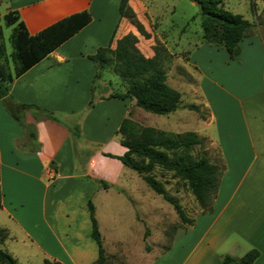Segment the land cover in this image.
<instances>
[{
	"label": "crops",
	"instance_id": "crops-1",
	"mask_svg": "<svg viewBox=\"0 0 264 264\" xmlns=\"http://www.w3.org/2000/svg\"><path fill=\"white\" fill-rule=\"evenodd\" d=\"M120 2L7 0L8 8L3 18L4 26L11 30L12 50L6 46L5 28L0 23V75L4 77L15 75L17 63L13 58L11 39L20 23L30 36H36L72 15L87 12L91 17L87 26L8 84L14 100L62 113L68 118L80 115L91 100L96 76V67L90 57L100 48L109 45L116 48L117 41L130 33L138 37L139 45L142 39L153 43L159 40L160 45L156 46L162 48L161 55L174 56L155 33L149 9L139 0H129L145 30L151 34V39L146 40L120 16ZM10 13L17 16L13 25L6 22ZM244 40L240 43V54L233 60L222 45L202 40L190 63L197 74L202 75L198 79V91L210 115L204 122L209 130L205 138L219 149L225 166L212 211L196 216L192 226L179 230L165 252L148 255L136 264H223V256L240 259L251 250L259 252L254 264H264V47L261 43L244 47ZM153 45L143 52L148 58L155 56ZM216 53L220 55L219 61ZM245 68L257 69L259 85L256 88L232 79L233 73H240L239 70ZM133 102V99L100 100L85 117V122L101 105L111 104L110 110L119 112L115 124L120 126ZM110 114L104 121L109 122V116H113ZM25 123L35 125L36 142L28 137L27 131L10 116L0 100V215H6L12 224L10 227L20 231L23 240L32 242L43 259L42 264L45 260L61 264H94L98 259V248L91 238V221L85 209L90 197L104 190L96 180L113 183L116 178L95 172L99 158L114 171L123 166L118 160L103 156L125 153L122 146L123 150L118 154L103 149L109 142L117 141V137H113L117 135V129L112 135L92 138V144L99 151L87 164L85 173L79 174L73 141L67 130L53 121L35 122L29 113ZM63 189L68 190L66 196L61 195ZM70 199L77 207L65 211L58 209L59 202ZM35 206L49 237L36 232V237L32 236L28 226ZM59 214L67 219V229L63 231L58 223L50 220ZM3 229L15 239L16 234L11 233L8 225Z\"/></svg>",
	"mask_w": 264,
	"mask_h": 264
},
{
	"label": "rangeland",
	"instance_id": "rangeland-1",
	"mask_svg": "<svg viewBox=\"0 0 264 264\" xmlns=\"http://www.w3.org/2000/svg\"><path fill=\"white\" fill-rule=\"evenodd\" d=\"M139 1L149 9L150 14L153 16L155 33H158L159 38L166 43L170 52L174 54V56L171 55L161 62V66L167 75V85L180 94L181 105L197 106L200 108V113L180 109L173 114L160 116L145 112L133 102L127 117L142 128H154L169 135L196 133L199 137L206 139V142L202 147L196 148L192 155L197 158L205 155L211 163L225 168L219 149L208 138H205L209 130L207 131L204 122L209 120L210 115L199 96L198 79L200 80L202 75L197 74V71L190 64L194 61L192 55L196 46L199 45V42H202L201 14L198 5L190 0ZM7 8V0H0V23L3 26V16L7 12ZM219 8L240 15L254 25L253 33L244 40V47L257 43H261L264 47V0H222ZM4 28L6 46L11 51L12 48L9 42L11 30H8L5 26ZM151 45H160V41L153 43L142 39L139 49L142 53H145ZM224 52L226 53L225 50ZM215 55L219 61L220 55L218 53ZM219 69L224 71L221 68ZM239 71L240 73L232 74L234 81L254 85L255 88L259 85V75L256 68H245ZM237 74L240 76L237 77ZM208 77L210 78V75ZM97 85L95 105L100 101L99 97L101 95L107 98L113 94H124L128 89L127 81L120 78L113 66H108L100 71ZM111 107V104L101 105L87 122H85V117L91 113L92 109L87 110L86 108L85 112L80 114L84 116L80 121L83 136L78 142L80 155L77 163V173L79 174L85 173L87 164L99 151V148L92 144V138L99 137V135L100 137L112 135L116 129L118 131L119 124L115 123L118 122L117 115L119 112L118 110L111 111ZM110 113L113 116H109V122L104 121ZM56 115L60 120L68 123L66 115L62 113H56ZM61 126L68 131L64 125ZM113 137H117V141L115 140L114 143L113 141L109 142L103 149L118 154L123 148L119 143L118 134H114ZM84 151H87V153L82 154ZM94 170L103 175L111 176V178L116 176L113 183L96 180L108 183L110 188L104 189L96 182L105 191L101 190L100 193H94L90 197V200L96 205V218L109 264H136L140 260L143 261L148 255L162 254L171 245L174 235L179 230L188 228L187 225L182 224L174 207L155 194L133 170L122 166L121 170L114 171L111 166L103 163L101 157ZM224 172L225 170L222 175ZM153 175L164 184L166 191L179 201L189 218L195 219L196 216L202 214L199 203L186 184L176 178L173 173L154 168ZM42 178L46 179V176L43 175ZM91 190L90 188L89 192ZM66 191L68 190L63 189L61 195L66 196ZM74 197L76 196L74 195ZM74 200L78 201V198H74ZM214 202L215 199L207 201L208 205L214 204ZM71 207H77L71 199L67 202L61 201L58 203V209L60 210L65 211ZM85 211L87 212L86 209ZM50 220L59 224L60 231L67 229V219L61 217V214ZM9 223L6 215L1 214L0 230L8 225L11 233L16 234V237L12 239L8 232L5 242L0 244V249L8 251L11 256L17 259L19 264H42L43 259L32 242L23 240L21 232L11 228L12 224ZM28 227L31 229L32 236H35L36 232L42 237L44 235L49 237L36 206L31 213ZM145 231L148 232L147 236L144 235Z\"/></svg>",
	"mask_w": 264,
	"mask_h": 264
},
{
	"label": "trees",
	"instance_id": "trees-1",
	"mask_svg": "<svg viewBox=\"0 0 264 264\" xmlns=\"http://www.w3.org/2000/svg\"><path fill=\"white\" fill-rule=\"evenodd\" d=\"M198 5L201 14L202 40L212 45H222L230 59H235L240 52V43L254 31V25L240 15L221 10L222 0H190ZM120 16L126 18L146 40L151 39L137 14L129 5V0H121L119 5ZM17 16L10 13L6 16L8 25H13ZM91 21L89 13L82 12L65 18L48 27L36 36H30L24 24L20 23L12 34V47L14 61L17 63L15 75L7 77L0 75V100L10 116L22 126L28 137L36 142L37 133L34 125L25 123L26 115L33 116L35 122L49 120L64 125L73 141L75 160L78 163V142L82 138L80 121L84 115L68 118V123L60 120L55 112L32 104H21L14 100L9 92L8 84L19 78L37 63L54 52L63 43L72 38ZM139 39L130 33L117 41L116 48L109 45L98 49L90 59L96 67V76L92 86L91 100L87 110L95 107V93L100 71L113 66L121 79L127 81L128 89L124 94H113L99 100L133 99L136 106L145 112L166 116L180 109L200 113V108L194 105L183 106L180 103V94L166 83L167 75L161 62L169 56L161 55L162 48L155 46V56L146 57L139 49ZM2 48L0 47V56ZM85 112V111H84ZM84 114V113H83ZM119 142L125 153L122 156L103 154V156L118 160L123 166L136 172L153 192L172 205L182 224L192 226L194 220L189 218L179 201L170 195L164 184L153 175V169L171 172L186 184L202 210V214L210 213L213 204L207 203L209 199H216L224 167L211 163L205 155L194 157L192 152L202 147L206 139L196 133L188 132L182 135H169L154 128H142L129 117L124 118L118 128ZM81 153V152H80ZM87 151L82 152L86 154ZM90 153V151H89ZM91 155V153H90ZM104 189L110 185L103 181H96ZM2 208V190L0 186V209ZM91 221V238L98 248V259L94 264H109L103 246L102 235L95 215V206L89 201L87 206ZM8 231L0 230V244L7 238ZM148 232L145 231V236ZM259 252L251 250L242 258L237 259L229 255L223 256V264H254ZM0 264H19L17 259L8 251L0 249ZM43 264H61L57 261L45 260Z\"/></svg>",
	"mask_w": 264,
	"mask_h": 264
}]
</instances>
